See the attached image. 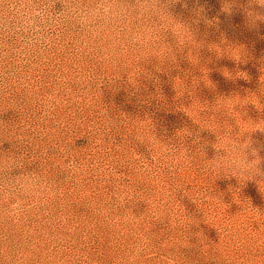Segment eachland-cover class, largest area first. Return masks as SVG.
Wrapping results in <instances>:
<instances>
[{
  "label": "rangeland",
  "instance_id": "1",
  "mask_svg": "<svg viewBox=\"0 0 264 264\" xmlns=\"http://www.w3.org/2000/svg\"><path fill=\"white\" fill-rule=\"evenodd\" d=\"M223 2L0 0V264H264V182L211 169L264 128Z\"/></svg>",
  "mask_w": 264,
  "mask_h": 264
},
{
  "label": "clouds",
  "instance_id": "2",
  "mask_svg": "<svg viewBox=\"0 0 264 264\" xmlns=\"http://www.w3.org/2000/svg\"><path fill=\"white\" fill-rule=\"evenodd\" d=\"M57 2L62 4V9L59 11L55 7ZM170 2L174 3L176 0H170ZM66 3L67 0H55L52 5L53 15L64 12ZM236 10L244 15L245 26L250 31H259L260 25L264 24V0H246V5L244 6L239 5L237 0H224L221 9L224 15L230 18ZM203 11L204 9L201 8L200 12L202 13ZM121 14V8L115 6L109 9V14L106 18H97L96 23H111L119 19ZM254 132L264 134V128L257 127L247 136L237 135L233 137L227 133L231 141L229 147L234 149V153L241 154L238 158L236 154H226L224 148L216 147L217 143L213 145L216 155L212 158L211 169L217 172L218 177L236 178L238 181L246 178L244 183L246 181H255L260 189L259 182H264V156L261 155L264 152V144H260L252 138L250 134ZM221 150H223V154H221Z\"/></svg>",
  "mask_w": 264,
  "mask_h": 264
}]
</instances>
